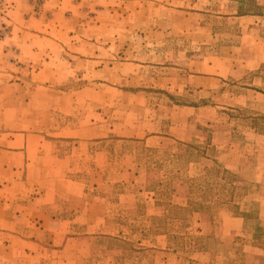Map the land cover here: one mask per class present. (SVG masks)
<instances>
[{"label":"rangeland","instance_id":"374dc122","mask_svg":"<svg viewBox=\"0 0 264 264\" xmlns=\"http://www.w3.org/2000/svg\"><path fill=\"white\" fill-rule=\"evenodd\" d=\"M0 15V264H264V0Z\"/></svg>","mask_w":264,"mask_h":264},{"label":"crops","instance_id":"0c3cea01","mask_svg":"<svg viewBox=\"0 0 264 264\" xmlns=\"http://www.w3.org/2000/svg\"><path fill=\"white\" fill-rule=\"evenodd\" d=\"M247 17H255V16H240V17H234V18H239V19H245ZM5 21V18L3 16L0 15V28L2 27V24L4 23ZM7 44L8 42L6 41V39H3V38H0V68L3 69V54L4 52H6L8 50V47H7ZM14 141H16V148H20V149H17L18 151L16 152V157H22V158H26L28 159L29 158V151H30V141L29 139L27 138L26 140L19 137H15V140H8L7 143H13ZM42 142V143H41ZM43 144V141L41 140H38V139H33V147H37V150H39V146H42ZM26 165L28 166V161H26ZM56 196H58V193L55 192V189H50V188H45V189H42L41 191H37L36 192V195L34 197H31L29 200H33L35 202H37V204H49V203H54L55 200H56ZM41 205H40V208H41ZM46 211V208L43 209ZM20 215V214H19ZM25 216H28L26 218H24V220H26L27 222V225L26 226H29V224H31V221L34 220V218H31V215L30 214H26ZM40 218H44L43 216H39ZM43 220V219H42ZM35 223H38L39 226H42L43 224L39 222V219L37 221H35ZM55 223H57V221H55ZM58 223H61L60 221H58ZM24 241H28V240H24Z\"/></svg>","mask_w":264,"mask_h":264}]
</instances>
